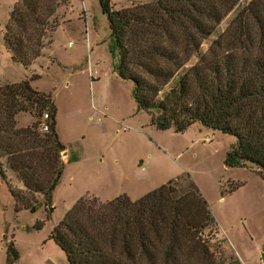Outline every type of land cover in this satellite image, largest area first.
Here are the masks:
<instances>
[{"label":"trees","instance_id":"1","mask_svg":"<svg viewBox=\"0 0 264 264\" xmlns=\"http://www.w3.org/2000/svg\"><path fill=\"white\" fill-rule=\"evenodd\" d=\"M243 1L155 0L120 10L111 0L100 4L110 22L118 73L134 84L138 110L152 116V126L183 134L199 123L234 136L226 166L253 164L264 179V0L242 6ZM67 3L18 0L4 36L16 63L31 69L42 57ZM234 12L226 31L202 54ZM193 58L198 61L189 66ZM36 79L0 82V175L7 180L12 172L24 184L9 186L17 212H36L39 196L51 206L65 169L58 108L51 95L33 87ZM20 114L32 115L34 124L21 126ZM241 187L231 183L229 193ZM215 226L207 200L187 178L136 201L127 195L107 202L82 197L51 239L67 264H222L219 232L208 234ZM19 258L11 241L7 264Z\"/></svg>","mask_w":264,"mask_h":264},{"label":"rangeland","instance_id":"2","mask_svg":"<svg viewBox=\"0 0 264 264\" xmlns=\"http://www.w3.org/2000/svg\"><path fill=\"white\" fill-rule=\"evenodd\" d=\"M111 1L120 10L155 0ZM250 1L244 0L242 6ZM17 2L0 0V82L38 78L33 87L51 95L57 105V130L67 156L51 206L39 196L36 212L16 211L9 186L24 189V184L12 172L7 180L0 175V264H7L11 241L20 254L15 264H67L51 235L80 198L107 202L127 195L136 201L187 178L199 188L216 219L217 226L208 234L219 232L222 264H264V179L253 164L226 166L237 138L199 123L183 134L152 126V116L138 110L134 84L118 73V53L100 0H68L42 57L31 69L24 68L12 59L4 40ZM235 16L234 12L223 21L212 40L204 43L202 54ZM197 61L193 58L189 66ZM18 121L28 127L35 118L20 114ZM231 183L242 187L230 194ZM39 223L42 229L37 228Z\"/></svg>","mask_w":264,"mask_h":264},{"label":"built area","instance_id":"3","mask_svg":"<svg viewBox=\"0 0 264 264\" xmlns=\"http://www.w3.org/2000/svg\"><path fill=\"white\" fill-rule=\"evenodd\" d=\"M48 118V115H45L44 119L46 120ZM43 129L44 131H48V126L46 123L43 124ZM213 139L212 138H207L206 142L207 143H212Z\"/></svg>","mask_w":264,"mask_h":264},{"label":"water","instance_id":"4","mask_svg":"<svg viewBox=\"0 0 264 264\" xmlns=\"http://www.w3.org/2000/svg\"><path fill=\"white\" fill-rule=\"evenodd\" d=\"M66 156H67V152H64V153H63V159H65ZM263 257H264V255H263Z\"/></svg>","mask_w":264,"mask_h":264}]
</instances>
